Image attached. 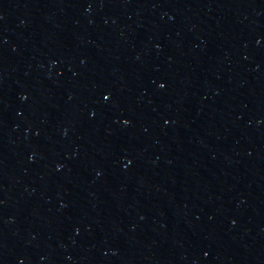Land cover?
Segmentation results:
<instances>
[{"label": "water", "instance_id": "water-1", "mask_svg": "<svg viewBox=\"0 0 264 264\" xmlns=\"http://www.w3.org/2000/svg\"><path fill=\"white\" fill-rule=\"evenodd\" d=\"M0 264H264V0H0Z\"/></svg>", "mask_w": 264, "mask_h": 264}]
</instances>
